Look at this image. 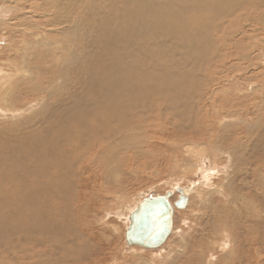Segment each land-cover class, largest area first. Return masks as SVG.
<instances>
[{
	"label": "rangeland",
	"instance_id": "obj_1",
	"mask_svg": "<svg viewBox=\"0 0 264 264\" xmlns=\"http://www.w3.org/2000/svg\"><path fill=\"white\" fill-rule=\"evenodd\" d=\"M203 1L205 0H199V3L202 4ZM206 1L205 3L212 4V0H208V2ZM225 2L226 0L224 1V3ZM229 2L230 0H227L228 4ZM112 3L113 2L111 0H100L98 3H96L93 0H90L88 6L86 7V11L89 12L88 14H89V24H90V28H89L90 38H89V45H88L89 49L87 48L89 52V58H88L89 62L87 61L88 73L85 74L83 78L81 77L79 79L80 81L79 80L77 81V75H80L86 71V67L85 69H82L81 61H79L80 66H78L77 61L80 60L78 59L75 62L74 66L71 68L73 70L72 75L75 78V79L70 78V80L72 81L71 83L73 84H69L64 89L67 90V92L74 91L76 92V94L78 92L82 93L83 91H88V94L86 97L89 98L90 96L91 98L94 94V91L96 92V89L99 85V81H101L100 80L101 78L98 75H96V77L94 75V72H96L95 71L96 66L98 67V65L100 64L101 68L98 73L100 72L103 73L104 79L107 80L108 82L116 78L117 75L120 76L123 82H128L129 79L132 77V79L135 80L134 82L135 83L137 82L140 86H143V85L146 86L147 84H149V82L150 83L153 82L151 84L152 85L151 87L148 86L152 88L151 89L152 91L150 90V88L148 89L149 92H147L148 90L145 91L142 87H141L142 89L140 88L141 90L137 89L135 88V85L133 86L134 88L133 87L126 88L125 83H124L122 84V86L120 85L118 88H116L117 90L120 91L119 92L116 89L112 88L110 85L109 86L107 85L108 87L104 93V98L109 97L110 95L114 96V99L116 100L113 101L112 107L114 111L116 112L118 119L116 117L114 118L106 117V127L110 128L116 123H120L121 125H123L122 127H120L121 131L122 130L125 131V128L127 127L126 124L130 120L131 123L133 124L136 123V126L138 129H134L130 132L126 131L127 133L125 132L126 133L125 139L122 140L121 143H119V145L122 144V147L117 149L118 151L114 150L113 153H109V155L110 154L111 155L109 156L110 158L108 160L112 161L111 163H107L103 165L102 164L97 165L96 163L95 166L91 170L84 168L82 164L79 165V168L81 167L80 173L78 171H76V173L81 178L83 177L84 178V179L82 178L83 180H85L86 178H87L86 179L87 181L89 180L88 182L85 180V182L87 183L88 189L83 188L84 193L83 192L81 193L85 194L86 191H88L87 192V194L89 195L88 197L92 199L91 201H93L91 202V209H86V211H88L89 213L86 212L85 214L86 220L89 222L90 227L88 228L86 227V229H83V227L79 226L78 224L76 225V223H78V219H79L78 217L74 224H75V227L77 226L76 228L78 230H76V234H78L79 236L77 237L73 236L72 239L74 238V241L70 243L68 242L69 250L66 251L68 252L67 260L63 261V259H61L59 260L58 263L52 260L51 263L52 264H60V263L61 264H208V263L209 264H229V263L230 264H264V59L260 56V53L254 52L253 53L254 56L250 60V63H251L250 66L244 61H241L242 63L241 65L239 64L240 61L237 60L238 55L246 53V51H248L247 50L248 47L246 48V46L253 44L252 41L247 40V38L245 37L246 40H244L241 43L242 49L240 51L231 50V52H233L234 55H237V56H233L231 57L232 59L229 58V60H227L228 57L226 55L231 52H230L229 47L227 46H225L227 47L226 49H224L225 47L222 48L221 37L218 36L214 31V28H215L214 26L219 21H218V18L215 19L214 13L212 12V7H210L209 9H201L199 7V12L196 10V8L192 9L190 7L189 9H187V12L190 13L192 11V17L190 15L187 16V14L183 15V20L185 22L184 24L190 25L192 23L189 39H186L185 43H182L179 49L177 50L173 49L175 52V55L173 53L168 54L169 52H167L166 53L167 56L165 58L164 54H161V55L157 54L158 57L163 59L162 65H165V68H167V70H168L167 66H169L171 70L169 72H173V73L175 72V73H178V75L176 74L169 75L167 74L169 73L167 71L155 73L153 69L151 70L150 66L146 67L144 71L145 73H143L145 76L140 72H137L134 74L133 69H135L134 67L135 64L140 65L143 61L144 64L150 65L149 61L147 62L144 61V58L148 59L147 57H143L146 50L144 51L141 49L142 51L140 50L139 52L136 50L138 47H144L145 44L143 45L142 43H145L146 39L141 38L140 40V37H134L131 40L132 42L131 41L123 42V41H119L123 39V38H120L117 41H114L113 39L112 42H108L110 39L109 37L110 30H107L108 23L111 22L114 24L115 22L121 20L120 19L121 16L119 15V11H118V6L120 8L121 6L113 5ZM98 4L103 9V11H101L100 14L98 15H102V17H105V20H103L104 24L101 27L99 26V23H98V21H101V20L97 19V14H96V7ZM79 6L81 5L78 1L76 8ZM254 10H255L254 16L256 18L259 19L264 16V13H262L260 9L258 10L257 8H254L252 10L251 8H249V9L235 10L232 17L233 19H236V21L237 19L241 20L239 27L241 31H245L247 33L246 36L257 35L256 37L257 39H262L264 38L262 37V34L264 36V31L261 30L263 26L258 24L256 28L259 29L260 31L259 30L255 31L254 30L255 26H253L251 22V20H254L253 14H252ZM105 12H107L106 14L110 17H108L105 14ZM75 14L76 12L73 13V15ZM103 14H105V16ZM79 15L82 18V21L79 25V34H80V38L84 39L88 36V32L82 26L84 13L83 12L79 13ZM222 18L226 20V26H229L228 22L230 19L233 21V19L230 18V14ZM231 20L230 22H232ZM43 23H44V20H42L40 25H43ZM232 25H234V22L231 23V26ZM202 27H208L207 28V41L208 42L210 41V42L209 43L207 42V43L209 45L208 44L205 46L203 45V40L201 36V31H200ZM227 33L228 32H226V34ZM224 34L225 33H222V35ZM3 35H0V38L2 37V39H0V47L5 46L10 49L12 44H14V41L16 38L14 36L13 37L10 36L12 38L11 40L12 42H11L9 41V38H10L9 35L7 36V34H5L4 37ZM56 36L59 37V35L57 34ZM20 37L22 38V36H19V38ZM229 37H230V40L234 38H236L234 39L236 41L243 40L240 37L238 38L235 36L233 37V35L231 36L229 33L228 35H225L223 44L226 45L228 43ZM21 38H20V42H22ZM147 38H148L147 39L148 43H152L150 36H147ZM76 40H77V36L75 39V42L77 44ZM78 40H79V36H78ZM124 40H127V39L124 38ZM7 42H11V43H7ZM129 45L131 46V48ZM133 47L136 49H133ZM114 48L117 50L116 52H114L115 51ZM151 48L149 49V53L156 55L155 47H151ZM123 50H126V51H123ZM102 51H103L104 63H105L104 69L102 67L103 66L102 62L98 61V54L102 55ZM235 51L238 53H235ZM6 52H5V55H6ZM86 54H87V50H86ZM219 54L220 56L223 55L220 58L221 60H219V58L216 56ZM257 55H259V57L255 58ZM6 56H8V54ZM90 58L92 60H90ZM129 58H131V60ZM215 58H217V60H214ZM113 60L116 61L115 65L113 63ZM218 60L221 61L220 62L221 64L219 63L220 65L216 62ZM118 62L120 63L117 64ZM171 63L173 65H171ZM7 65H5L6 67L4 66V69L6 70V72L10 71L11 69ZM116 65L117 66L119 65V66L116 68ZM109 66H112L110 67L111 68L110 72L106 70L109 68ZM219 66H223L224 68L219 67ZM229 66L232 68L235 67L234 69L236 72H234V70L231 69ZM75 67L76 68L79 67V68L76 69ZM172 67L174 70L171 69ZM226 67H228L229 69H226ZM238 67L240 69L243 68L241 69V71L243 70V72H241L240 70L237 71ZM217 68H219L218 71H217ZM112 69H118V70H114L115 72L113 71L114 72L113 73ZM126 69L128 72H130V74L132 72L133 73L131 75L126 74L127 75L126 76L125 73L122 74L123 71L119 72L121 70H126ZM230 69L232 70L231 72L229 71ZM76 70L77 71L80 70L81 72L77 73ZM221 70L224 72L226 71V72L225 73L223 72L224 73L223 74L222 72H219ZM229 72L230 74L226 75ZM179 73H180V76H179ZM214 73L216 74L215 76H214ZM68 74L71 75V73H68ZM219 75L221 78L219 77ZM85 76L87 77V79ZM93 76L95 78H93ZM128 76H130L129 79H128ZM228 76H229V79H228ZM124 77L125 78L127 77V79H125ZM148 77L149 79L146 80V78ZM217 77L220 79L218 80ZM214 79H215V83H214ZM229 80L230 81L232 80L231 83H229L230 82ZM88 81L90 82V84ZM167 81L168 82L170 81V82L168 83ZM171 81H172V85H170ZM198 82L200 83L199 86L202 85L201 87L197 86ZM224 82L225 84H223ZM219 83H222V85ZM84 84L87 87L83 86ZM88 84L90 85L91 88L88 87L89 86ZM157 84H159L158 85L159 88L157 87ZM225 85H228L227 87L229 88L225 87ZM230 85H231V89H230ZM238 85H240L242 88ZM232 86H235V87H232ZM237 86H238V89L240 88L241 89L238 90L239 92H236L237 90L233 92L232 89L234 88L235 90ZM174 87L176 88L174 89ZM248 88L252 90L249 91L250 89ZM168 90H171V91H168ZM64 94H66V92H64ZM176 95L177 97H175ZM215 95H217V97ZM207 96L208 97L210 96V99ZM211 96H215L216 98L215 99L214 97L211 98ZM205 97H207V100H205L206 99ZM117 99H119L120 101ZM169 101L170 102L173 101L172 104H175L176 102H178L177 104L179 105H177V107L179 106V109L182 111L181 115L174 117L170 114V112L164 113L165 111H168V110L163 111L162 109L166 108L167 104L165 103H170ZM199 101H201L202 103ZM207 101L208 103L206 105ZM210 102H213V103L211 104ZM236 102H242V104L234 106ZM36 104H37L36 106H39L41 103H36ZM202 105H204L205 108ZM173 107H175V105H173L170 108V110ZM229 108L234 109L236 112L240 111L242 113L241 121H233L232 118L229 119V117L225 115ZM93 109L95 108L93 107ZM218 110L221 111L219 114H217ZM139 112L140 113L145 112L144 116L140 115ZM135 114L137 115V117H132V115H135ZM28 115H29V112L18 116V119L25 118ZM208 116L209 117L211 116L213 118L210 117L211 119H209ZM86 117L87 115L81 118V120L83 122L86 120L85 123L88 124L89 119H86ZM215 118L219 121V124H221L220 126H222L223 129L225 128L226 130H230L229 133L227 134L222 132L226 140L224 141L225 143L224 145L226 146L223 145L224 147H221V149H219L216 145H212L214 144L212 142L215 141L216 130L213 126H211V124L214 125L213 119ZM216 119L214 123H217ZM67 120L71 123L72 126L77 125L72 119L68 117H67ZM207 120H208V123H207L208 125L206 126L205 124ZM202 122L204 124H202ZM227 122H231V124L227 125ZM94 126H96V123L94 124ZM209 126L211 127V130ZM99 129L101 130L102 128H97L96 130H99ZM204 131L208 133L210 132L209 134H212L213 132L214 138L211 136L209 137L208 135H205ZM147 135L148 137L143 139V137ZM152 136L153 137L155 136V138L153 139ZM204 136L205 137L208 136V139L207 138L205 139ZM112 139H113V133H112ZM143 141L145 143L144 145L141 144ZM188 142L191 143L193 146V149L191 151L192 154L189 153V155L185 154V151H184L185 148L186 149L188 148ZM237 142L238 143L240 142V144H238ZM200 144H202V146H200ZM234 144L239 145L240 146L239 149L242 148L241 150H243V153L241 150H238L237 152H235V154L236 153L238 154V155L236 154V157L235 155H233V157L232 156L230 157L229 152L225 150L231 146L235 147ZM141 145H143V149L140 148ZM172 146H174L176 149H174V147ZM198 146L200 147L198 148ZM77 148L78 150H77L76 155L80 154L79 147L77 146ZM206 148L207 149L209 148V149L207 150ZM136 149L139 152V157H138L139 159L137 158L138 160H135L134 162L127 161L126 157H128ZM207 151H209V154ZM93 153L97 155V152L93 151ZM177 154H182L183 156L182 155L177 156ZM194 155L196 157H194ZM180 156L181 157L186 156L187 159L185 158L182 159ZM210 156L214 157L215 160L213 161L214 158L211 159ZM201 157L205 158L204 165L201 162H198V160H200ZM225 159L227 160L225 161ZM123 160H126V161L123 162ZM232 160L234 161L231 162ZM79 162L81 161L79 160ZM73 163L77 165L75 158H74ZM215 163H217L216 166L223 164L219 170L220 172L219 177H218V174L216 176V173L211 174V172L209 173V171L207 170L208 173L207 172L205 173H207L208 175L205 176V178H203L202 172L198 170L199 166L200 167L208 166V165L211 166L212 164L215 165ZM190 165L193 166V168H191L192 170L188 169V167L190 168ZM96 167L98 168L96 169ZM104 167L107 169H111L113 167L114 169H119V170L117 173H112L111 174L112 176L108 175L106 178L104 177V174H103L105 170ZM132 169L134 171H132ZM202 171L204 172L205 169ZM230 172H233V173L231 174ZM234 172L236 174H240L239 177L244 178L245 181L244 180L243 181L245 183L241 182L240 180L234 183L230 179L231 176L235 175ZM91 173L93 175H91ZM209 175L210 176L213 175V177L211 176L213 188L219 193H217L216 191L209 193L207 191V187L204 188L199 183V181H202V179H203L202 182H205L204 179H206L207 181ZM221 175L223 178L221 177ZM224 178L225 180H223ZM220 180H222L223 183ZM220 182L222 184H220ZM240 182L241 184L243 183V186L240 184ZM89 183H92V184H89ZM232 183H234L233 185L234 189L232 188ZM90 185L92 186V189L94 188L96 191L95 190L93 191ZM205 185H206V182H205ZM219 185H222V186H219ZM186 186L192 187L193 193L189 192L190 194L188 196L189 199H188L187 206L183 208L182 210L181 209L177 210L178 212L175 211L173 215L174 231L172 232L170 238L168 237V239L165 241L163 245H161L157 249L154 248L153 250L145 249L144 251L143 249L139 247L133 246V248H131L130 246H127L125 242V238H124L125 230H126V219H125L124 214L127 212V210L129 209L130 211L133 210L137 202H140L141 200L147 197L165 195L168 192H172L170 201L171 203H173L174 201H176L177 196H178V192H175L174 190L176 188H182ZM209 187H212V185H209ZM243 187H244V191H243ZM103 188H106L108 192H110L113 196H115V201H113L109 197H102L101 194H97L99 193V190L104 191ZM205 190L208 192L209 195H206ZM237 190L239 192H237ZM76 191H73L72 198L76 197V193H77ZM203 191L205 192L203 193ZM230 191H233V192H230ZM90 192L92 193V195H90L91 194ZM231 193L232 194L234 193L236 196L234 194L231 195ZM216 194H219L220 196ZM239 194L242 197L239 196ZM236 197H238L239 200H237ZM233 198H234V201H233ZM83 202H84V199L82 203ZM6 210L5 212L11 213L15 211L16 209L12 208L10 211L8 209ZM214 220L217 221V223H215ZM209 221H211L212 224ZM223 225L229 226L228 229L230 231V237L227 239L228 240L227 242L220 241L221 236L218 231V227L223 226ZM69 228H67V231H64V234H67L69 237L67 240L71 239L70 237L71 234H69L68 231H71L70 233H72V230H71V227ZM83 230L84 231L87 230L88 233L86 231L84 232ZM90 235L91 237H89ZM17 239H18L17 237H12L10 235V228H7L5 226H0V246H1L0 247V264H9L5 262L7 261V259L5 258L7 254L4 253V251L5 249L9 248L10 244H15L16 252L18 251V248H17L18 240ZM217 241L219 242V244ZM212 243H215L216 247H218L219 249L213 246ZM223 243L228 245V250L226 249L227 250L226 252L220 251L221 249L220 247ZM210 249H211V252L209 253L207 250H210ZM8 257H11V256H8ZM28 260L29 259H27V261ZM212 260H214V262Z\"/></svg>",
	"mask_w": 264,
	"mask_h": 264
},
{
	"label": "bare ground",
	"instance_id": "obj_2",
	"mask_svg": "<svg viewBox=\"0 0 264 264\" xmlns=\"http://www.w3.org/2000/svg\"><path fill=\"white\" fill-rule=\"evenodd\" d=\"M78 1H79L81 6L76 8ZM93 1L98 3L100 0H93ZM111 1L113 2L112 3L113 5H117V6L120 5L121 6V8L118 6V11H119V15L121 16L120 19L122 21L119 20L120 22L117 21L114 24L111 22L108 23V29L107 30H110L109 31L110 39L108 42H112L113 39H114V41H117L120 38H123V39H121L119 41H123V42L124 41H131L134 37H140V40H141V38L146 39L145 43H142L143 45L145 44L144 47H138L137 49L133 47V49H136L138 52L141 49L144 51L146 50L143 57H147L148 59L144 58V61L145 62L149 61L150 65L144 64L143 61H142L143 64L142 63L140 65L135 64V66H134L135 69H133L134 74L137 72H140L142 74L145 73L144 71H145L146 67H149V66L151 67V70L152 69L154 70L155 73H160L162 71H164V72L171 71L169 66H167L168 67V70H167V68H165V65H162L163 59L158 57L157 54L158 55L164 54L165 58L167 56L166 55L167 52H169L168 54L173 53L175 55V52L173 49H176V50L179 49L181 47V44L185 43L186 39H189L190 29L192 27V23L190 25L184 24L185 22L183 20V15L187 14V16L190 15L192 17V11L190 13L187 12V9H189L190 7L192 9L196 8V10L198 12H199V7L201 9H209L210 7H212V12L214 13L215 19L218 18V21H219L214 26L215 28L214 27L213 28H214L215 33L221 37L222 48L227 46V47H229L230 52H231V50H239L240 51L242 49L241 43L244 40H246V38H247V40L253 42L252 45L246 46V48L248 47L247 48L248 51H246V53L243 52L244 54L238 55L237 60L240 61V63H239L240 65L242 64L241 61H244L247 64H249V66H250L251 65L250 60L254 56V54H253L254 52L260 53V56L264 59V38H262V37H264L263 34L261 37L262 39H257L256 38L257 35L246 36L247 33L245 31H241L240 27H239L241 20L237 19V21H236V19H233V17H232L234 14V11L238 10V9L242 10V9L251 8L253 10L254 8H257L258 10L260 9V11L262 13H264V0H230L229 4L227 3V0L225 3H224L225 0H212V4L205 3L206 0L203 1L202 4L199 3V0H111ZM89 2H90V0H0V35L7 34V36L9 35V37L14 36L16 38L14 41V44H12L10 49L5 47V46L0 47V67H2V68H0V226H5L7 228H10V235L12 237L18 238L17 239L18 240V242H17L18 251L17 252H16V245L15 244H10L9 248L5 249V251H4V253L7 254V256L5 257L7 259V261H5V262H7L9 264H52L51 263L52 260L56 261L57 263L61 259H63V261L67 260V253L68 252H66V251L69 250L68 244L70 242L74 241V238L72 239L73 236H76V237L79 236L78 234H76V230H78V229L76 228L77 226L75 227V224H74L76 222L77 218L79 217L78 223H76V225L78 224L79 226L83 227V229H86V227L87 228L90 227L89 222L86 220L85 214H86V212L89 213L88 211H86V209H91V202H93V201H91L92 199H90L88 197L89 196L87 194L88 191H86L85 194L81 193V192H83V188H86V189H88V188H87V183L85 182V180L87 178L85 180H83L84 178L82 177L83 178L82 179L76 173V171H78L80 173L81 167L79 168V165L82 164L84 168L91 170L95 166L96 163H97V165L98 164L103 165V164L111 163L112 161L108 160L110 158L109 156L111 155V154L109 155V153H113L114 150L118 151L117 149L122 147V144L119 145V143H121L122 140L125 139V135L127 133L126 131L130 132L134 129H138L136 126V123L133 124V123H131L130 120L126 124L127 127L125 128V131H123V130L121 131L120 127H122L123 125H121L120 123H116L115 125H113L110 128L106 127V117H108V118L116 117L118 119V116L116 115V112L114 111V109L112 107V103L116 99H114L113 95L106 97L107 98L106 99V98H104V93H105V91L109 85L112 88L116 89L120 85L122 86V84L125 83L126 88H129V87L131 88L135 85V88L140 89L142 87L145 91H147L152 86L151 84L153 83V82L152 83L149 82L150 85L147 84L146 86L145 85L140 86L137 82L136 83L134 82L135 80H133L132 77L129 79L130 76H128L129 81L123 82L122 79L120 78V76H118V75H117V77L115 76L116 78L113 77L114 79H112L110 82H108L107 80L104 79L103 73H101V72L98 73L100 71V68H101V65L99 64L98 67L96 66L95 71L97 73L94 72V75H95V77H96V75H98L101 78L100 79L101 81H99V85L96 89V92L92 89L94 91V94L91 98H90V96H89V98L86 97L88 94V91H83L82 93L78 92L76 94V92H74V91H71L72 92L71 93L70 91L67 92V90L64 89L69 84H73V83H71L72 81L70 80V78L71 79L72 78L75 79V78L72 75L73 70L71 68L74 66L75 62L78 59H80L77 61L78 66H80L79 61H81L82 69H85V67H86V71L83 72L84 71L83 70L82 74L77 75V81L81 77L83 78V76L88 73L87 61L89 62V60H88V58H89L88 45H89V38H90V36H89L90 24H89V14H88L89 12L86 11V7L88 6ZM206 2H208V0ZM101 11H103V9L98 4L96 7V14H97V19L101 20V21H98L100 27L104 24L103 20H105V17H102V15H98V14H100ZM72 12L73 13L76 12V14L73 15ZM82 12L84 13L82 26L88 32V36L84 39L80 38V34H79V25L82 21V18L79 15V13H82ZM106 13L107 12H105V14ZM115 13H113V14H115ZM237 13H239V12H237ZM254 13H255V10L252 12L254 20H251L253 26H255L254 30L255 31L259 30L256 28V26L259 24V25L263 26V28H261V30L264 31V16L262 18L258 19L254 16ZM105 14H103V15L105 16ZM229 14H230V18H232L233 21L231 19L230 20L232 22H234V25H232V26H231L232 22H230V20L228 22L229 26H226V20L224 18H222V17L228 16ZM236 16H237V14H236ZM108 17H110V16H108ZM42 20H44V23H43V25H40ZM121 26H122V28H121ZM119 28H121V29H119ZM207 28L208 27H202L200 30L204 46L210 42V41L209 42L207 41ZM112 30H114V31H112ZM226 32H228V33L226 34ZM222 33H225V34L222 35ZM229 33L231 36L233 35V37L235 36L237 38L240 37L243 40L236 41V40H234L236 38L230 40V37H229L228 43L226 45L223 44V40H224L225 35H228ZM56 34L59 35L60 38L57 37ZM119 34H121V35H119ZM4 35H3V37H4ZM90 35H92V34H90ZM19 36H22V38L20 37L22 39V42H20ZM76 36H77V40H76L77 44L75 42ZM78 36H79V40H78ZM147 36H150L152 43H148ZM124 38H126L127 40H124ZM0 39H2V37ZM11 40H12V38L10 37L9 41H11ZM11 42H7V43H11ZM150 44L151 45L153 44V45L151 46ZM259 44H261V45H259ZM76 45H78V46H76ZM148 45L151 47H155L156 55L149 53V49L151 47H149ZM135 46H136V44H135ZM227 47H225L224 49H226ZM130 48H131V46H130ZM249 48H250V50H249ZM86 50H87V54H86ZM107 50H109V49H107ZM114 50H115L114 52L117 51L115 48H114ZM119 50H118V52H119ZM123 51H126V50H123ZM5 52H6V55L8 54V56L5 55ZM151 52H152V50H151ZM235 53H238V52L235 51ZM154 54H155V52H154ZM115 55H116V53H115ZM223 55L220 56V54H219L216 56L219 58V60H221L220 58ZM226 56L228 57L227 60H229V58L232 59L231 57L237 56V55H234V53L231 52V53H228ZM131 57H132V55H131ZM258 57H259V55H257L255 58H258ZM107 58H108V56H107ZM129 59L131 60V58H129ZM90 60H92V59L90 58ZM133 60H134V58H133ZM214 60H217V58H215ZM219 60L216 61L218 64L221 62ZM233 60H232V62H233ZM235 60H236V58H235ZM98 61L102 62V65H103L102 67L104 69L105 63H104L103 51H102V55L98 54ZM115 62L116 61L113 60L114 65H115ZM120 62H118L117 64H119ZM226 63H228V62H226ZM237 63H238V61H237ZM7 64H9V65H7ZM5 65H7L8 67L11 68L10 71L6 72V70L4 69ZM91 65H93V64H91ZM171 65H173V64L171 63ZM118 66L116 65V68ZM244 66H246V65H244ZM89 67H91V66H89ZM110 67H112V66H109V68L106 69L109 72L111 69ZM219 67H223V66H219ZM77 68H79V67H77ZM131 68H132V66H131ZM230 68L233 69L234 72H236L234 69L235 67L234 68L230 67ZM171 69L174 70L173 67ZM218 69L219 68H217V71H218ZM226 69H229V68L226 67ZM231 69L229 70L230 72L232 71ZM241 69H243V68H241ZM241 69L238 67L237 71L238 70L241 71ZM114 70H118V69H112V72ZM78 71H77V73L81 72L80 70H78ZM122 71H123L122 74L125 73V75L126 74L131 75L133 73L132 72L130 74V72H128L127 69L121 70L119 72H122ZM219 72L223 73L224 71L221 70ZM230 72L226 75H229ZM241 72H243V70ZM68 73H71V75ZM183 73H184V71H183ZM167 74L178 75V73H175V72L174 73L169 72ZM217 74H218V72H217ZM215 75L216 74L214 73V76ZM220 75H222V74H220ZM220 75H219V77H220ZM165 76H166V74H165ZM179 76H180V73H179ZM95 77L93 76V78H95ZM220 78H218V80ZM86 79H87V77H86ZM125 79H127V77ZM147 79H149V77L146 78V80ZM228 79H229V76H228ZM90 80H92V79H90ZM131 80H133V81H131ZM225 80H226V78H225ZM94 81H95V79H94ZM231 81L229 83H231ZM220 82H222V81H220ZM214 83H215V79H214ZM79 84H81V83H79ZM79 84H77V85H79ZM89 84H90V82H89ZM199 84L200 83L198 82L197 86L201 87L202 85L199 86ZM201 84H202V82H201ZM219 84L222 85V83H219ZM223 84H225V82ZM238 84H239V82H238ZM158 85L159 84H157V87H158ZM170 85H172V81H171ZM83 86H86V85L84 84ZM148 86H150V87H148ZM227 86L228 85H225V87H227ZM235 86H236V84H235ZM235 86H232V87H235ZM238 86H240V85H238ZM238 86L235 88V90H234V88L232 89L233 92L236 90H237L236 92H239L238 90H240L242 87L240 86L241 88L238 89ZM88 87H90V85ZM175 88L176 87H174V89ZM227 88H229V87H227ZM151 89L152 88H150V90ZM230 89H231V85H230ZM248 89H250V88H248ZM251 90L252 89H250L249 91H251ZM110 91H111V89H110ZM117 91H119V90H117ZM168 91H171V90H168ZM215 91H216V89H215ZM64 92H66V94H64ZM89 92H91V91H89ZM147 92H149V90ZM222 92H223V90H222ZM199 94H201V93H199ZM212 95H214V94H212ZM241 95H240V97H241ZM204 96H206V95H204ZM215 96L217 97V95H215ZM215 96H211V98L214 97V99H215L216 98ZM122 97H124V96H122ZM175 97H177V95ZM207 97H205L206 99L205 98H203V99L207 100ZM208 98L210 99V96ZM117 100H119V99H117ZM168 100H170V99H168ZM201 101H199V102H201ZM172 102L173 101H171L170 103H165V104H167V106L165 109H162V110L163 111L168 110V111H165L164 113L170 112V114L172 116L177 117L178 115L182 114V111L179 109V106L177 107V105H179V104H177L178 102H176L175 104H172ZM36 103H41V104L39 106H36L37 105ZM207 103H208V101L206 102V105H207ZM210 103L212 104L213 102H210ZM241 104H242V102H236L234 104V106L241 105ZM137 105H139V104H137ZM173 105H175V107H173L170 110V108ZM204 105H202V106L204 107ZM93 107L95 109H93ZM28 112H29L28 116H26L25 118H22V119H18V116L23 115V114L28 113ZM154 112H156V111H154ZM200 112H202V111H200ZM220 112L221 111L218 110L217 114H219ZM144 113L145 112H142V113H140V115L144 116ZM241 114L242 113L240 111L236 112L234 109L229 108L225 115H227L229 117V119L232 118L233 121H241V119H242ZM86 115H87L86 119H89L88 124L85 123L86 120L84 122L81 120V118L85 117ZM124 115H125V113H124ZM67 117L72 119L77 125L72 126L71 123L67 120ZM132 117H137V115L136 114L132 115ZM208 117H206V118H208ZM210 117H209V119L213 118V117H211V118ZM91 119H93L94 121ZM215 119H213V120L215 121ZM208 120L206 121V124H205L206 126L208 125L207 124ZM214 121H213L214 125H212L209 122L211 124V126H213L216 130L215 141L212 142V143H214L212 145H216L219 149H221V147L226 146V145H224L225 144L224 141H226V140H225L224 134L222 132L227 134V133H229L230 130H226L225 128L223 129V127L220 126L221 124H219L218 120H217V123H214ZM94 122L96 123V126H94V124H95ZM111 123H113V122H111ZM202 124H204V123L202 122ZM230 124H231V122H227V125H230ZM97 128H102V129L96 130ZM210 130H211V127H210ZM215 130H213V131H215ZM112 133H113V139H112ZM153 133H155V132H153ZM209 133L205 132V135H208L209 137L211 136L214 138L213 132H212V134H209ZM231 135H232V133H231ZM208 136L207 137L204 136V138L208 139ZM147 137H148V135L143 137V139L147 138ZM154 138H155V136L153 137V139ZM192 141H193V139H192ZM202 142H203V140H202ZM141 144L144 145L145 144L144 141ZM202 144H200V146H202ZM238 144H240V142ZM143 145H141L140 148L143 149ZM197 145H199V144H197ZM212 145H211V147H212ZM77 146L79 147L80 154L76 155L77 150H78ZM200 146H198V148ZM234 146L235 147H232V146L229 147L228 146L229 148L225 150V151L229 152L230 157L231 156L233 157V155H235V157H236L237 153L235 154V152L242 149V148L239 149V147H240L239 145L234 144ZM172 147H174V146H172ZM183 148H185V147H183ZM188 148H187L188 150L185 148V150H184L185 154H187V155H189V153L192 154L191 151L193 149V146L189 142H188ZM137 149L134 152L131 150L133 153H131L128 157H126L127 161L134 162L135 160L139 159L138 158L139 152L137 151ZM174 149H176V148L174 147ZM93 151L97 152V155L95 153H93ZM195 151H196V149H195ZM241 151L243 153V150H241ZM204 152H205V150H204ZM207 152L209 154V151H207ZM242 153H240V154H242ZM179 155H182V154H177V156H179ZM186 156H184V157L180 156V157L182 159H184V158L187 159ZM221 156H222V154H221ZM239 156H241V155H239ZM194 157H196V156L194 155ZM74 158L76 159L77 165L75 163H73ZM119 158H121V157H119ZM212 158H214V157H211V159ZM123 159H124V157H123ZM79 160L81 162H79ZM178 160H179V158H178ZM214 160H215V158L213 159V161ZM218 160H216V161H218ZM226 160L227 159H225V161ZM124 161H126V160H123V162ZM233 161L234 160H232L231 162H233ZM198 162H201L204 165L205 164V158L201 157V159L198 160ZM216 164L217 163H215V165L212 164L211 166H209V165L208 166H201V167L199 166L198 170L202 172L203 178H205V176L208 175L207 170L209 171V173L211 172V174L216 173V176L218 174V177H219V175H220L219 170L223 164L218 165V166H216ZM128 165H130V164H128ZM228 167H230V166H228ZM232 167H233V165H232ZM97 168L98 167H96V169ZM191 168H193V166L190 165V168L188 167V169L192 170ZM76 169H78V170H76ZM104 169L105 170H104L103 174H104V177H106V178L108 175L112 176L111 175L112 173H117L119 170V169H114L113 167L111 169H107L104 167ZM204 169H205V171L203 172L202 170H204ZM132 171H134V170L132 169ZM205 172H207V173H205ZM222 172H224V171H222ZM230 173L232 174L233 172H230ZM91 175H93V174L91 173ZM239 175L240 174L235 173V175L231 176L230 179L234 183H236L238 180H240L241 182H244L245 179L239 177ZM81 176H83V175H81ZM211 176L213 177V175H211ZM211 176L210 175L208 176L207 181H206V179H204L207 186L205 185V182H202L203 179H202V181H199V183L204 188L207 187V191L209 193L216 191L213 188ZM226 176H225V178H226ZM221 177H222V175H221ZM79 178H81V179H79ZM91 178H92V176H91ZM225 178L223 180H225ZM220 181L223 183L222 180H220ZM221 182H220V184H222ZM241 182H240V184H241ZM92 183H89V184H92ZM234 183H232L233 189H234V187H233ZM94 184H95V182H94ZM209 185H212V187H209ZM241 185L243 186V183ZM101 186H102V184H101ZM219 186H222V185H219ZM90 187L92 189L91 185H90ZM196 187H198V186H196ZM246 187H248V186H246ZM76 190H78V191H76ZM92 190L94 191L95 189L93 188ZM103 190L104 191L99 190V193H97V194H101L102 197H109L113 201H115V196H113L110 192H108V190L106 188H103ZM246 190H247V188H246ZM73 191L77 192L76 197H74V198H72L73 197V195H72ZM174 191L178 192L177 199H176V201H174L175 203L174 202L171 203V201H170L171 197H169V203H171V205L173 207V215H174L175 211L180 210V209L182 210L183 208H185L187 206L188 199H189L188 196L190 193H193L192 187H188V186L182 187V188H176ZM205 191H203V193ZM207 191H206V195H209ZM243 191H244V187H243ZM216 192L219 193L218 191H216ZM230 192H233V191H230ZM237 192H239V191L237 190ZM170 193L172 195V192H170ZM234 193H235V191H234ZM233 194L231 193V195H233ZM90 195H92V193ZM201 195H203V194H201ZM216 195H219V194H216ZM239 196H241V195L239 194ZM238 197H236L237 200H239ZM206 198H205V200H206ZM71 199H72V201H71ZM83 199H84V202L82 203ZM126 199H128V198H126ZM212 199H214V198H212ZM240 200H241V198H240ZM233 201H234V198H233ZM140 202H142V200ZM140 202H137L135 204L133 210L130 211V209H129L124 214L125 219H126V230L129 227V225L131 224V220H130L131 214H133L135 212L136 207ZM180 205H184L183 208L180 207ZM200 207H201V205H200ZM12 208H14L16 210L11 212V213L5 212L6 209H8L10 211ZM246 209H247V207H246ZM107 214H109V213H107ZM211 216H210V218H211ZM212 219H213V217H212ZM209 222L211 223V221H209ZM215 223H217V221H215ZM173 224H174V222H173V216H172V227H171V232H170L171 234L174 231ZM69 227H71L72 233H70L71 231H68L69 234H71L70 235L71 239L67 240L69 237L67 234H64V231H67V228H69ZM228 228H229L228 225H223V226L218 227V231H219L220 236H221L220 241H223V242L228 241L227 239L230 237V231ZM126 230H125V232H126ZM85 231L87 232V230H85ZM171 234L169 235V238H170ZM6 237H8V236H6ZM89 237H91V235ZM124 238H125V235H124ZM212 244H213V246L216 247L215 243H212ZM218 244H219V242H218ZM73 246H74V244H73ZM127 246H130L131 248H133V246L139 247V248L143 249L144 251L146 249V248H143V247L138 246V245H127ZM256 247H258V246H256ZM216 248H218V247H216ZM220 248H221L220 251L226 252L228 250V245L223 243ZM262 248H263V246H262ZM155 249H157V248H155ZM136 250H138V249H136ZM151 250H153V249H151ZM254 250H255V248H254ZM207 251L210 253L211 249L207 250ZM206 254H208V253H206ZM223 254H225V253H223ZM226 255H228V254H226ZM8 256H11V257H8ZM69 257H70V255H69ZM27 259H29L31 261H29V260L27 261ZM227 259H229V258H227ZM190 261H192V260H190ZM212 261L214 262V260H212Z\"/></svg>",
	"mask_w": 264,
	"mask_h": 264
},
{
	"label": "water",
	"instance_id": "obj_3",
	"mask_svg": "<svg viewBox=\"0 0 264 264\" xmlns=\"http://www.w3.org/2000/svg\"><path fill=\"white\" fill-rule=\"evenodd\" d=\"M171 193L150 196L140 202L133 214L131 224L125 232L127 245H138L146 249L158 248L171 234L173 207L169 203ZM184 205H180L183 208Z\"/></svg>",
	"mask_w": 264,
	"mask_h": 264
}]
</instances>
